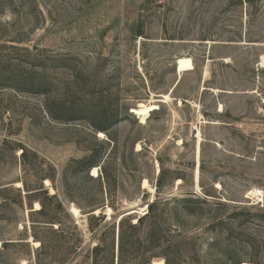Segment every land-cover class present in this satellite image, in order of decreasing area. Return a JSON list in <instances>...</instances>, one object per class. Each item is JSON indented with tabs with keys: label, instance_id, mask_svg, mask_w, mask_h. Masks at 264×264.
I'll return each mask as SVG.
<instances>
[{
	"label": "rangeland",
	"instance_id": "obj_1",
	"mask_svg": "<svg viewBox=\"0 0 264 264\" xmlns=\"http://www.w3.org/2000/svg\"><path fill=\"white\" fill-rule=\"evenodd\" d=\"M157 199L200 264H264V0H0V264H117Z\"/></svg>",
	"mask_w": 264,
	"mask_h": 264
},
{
	"label": "trees",
	"instance_id": "obj_2",
	"mask_svg": "<svg viewBox=\"0 0 264 264\" xmlns=\"http://www.w3.org/2000/svg\"><path fill=\"white\" fill-rule=\"evenodd\" d=\"M141 36V35H140ZM98 132H105L104 128L99 127ZM89 166L94 167L96 163L92 159L88 160ZM163 171H160L158 180L156 183V188L161 187V177ZM104 175V173H103ZM105 177V175H104ZM160 199L155 200L151 205L147 206V213L136 220L135 223H131L125 220L124 217L117 222V232H118V262L117 264H123V256L125 255V246H127L128 237H126V230H130L132 234L141 233V237L138 241L131 240L132 244H138L141 247V256L139 264H148L151 259H161L164 264H200V258L193 246V236L191 234H185L182 231L168 236L167 232L162 229L164 222L166 221L164 217L163 210L158 214V202ZM200 201L194 198L193 194H188L187 197L182 199L174 200L175 217H191L197 214V209H195V203ZM203 201V200H202ZM167 204V203H165ZM95 219L94 217H91ZM147 221L150 225L145 228L143 223ZM133 237V236H132ZM131 237V238H132ZM101 246L96 245L92 249V260L93 264H99L97 258L101 251ZM227 250L224 251V259H229L227 255ZM238 264V263H234Z\"/></svg>",
	"mask_w": 264,
	"mask_h": 264
},
{
	"label": "bare ground",
	"instance_id": "obj_3",
	"mask_svg": "<svg viewBox=\"0 0 264 264\" xmlns=\"http://www.w3.org/2000/svg\"><path fill=\"white\" fill-rule=\"evenodd\" d=\"M175 65H176V73H177V75L178 76H180L182 73H184V72H188V71H191V70H193L194 69V66H193V62H192V60L190 59V58H188V57H182V58H178L177 60H176V62H175ZM169 99V96L166 94V95H164V96H162V100H161V103H165L167 100ZM156 109V107L155 106H153V104H149L148 106H146V105H143V104H140L139 106H138V108H137V110H135L134 111V115L140 120V123L141 124H144L146 121H147V119H148V117H149V115L154 111ZM100 136H102V134L100 133ZM198 138V140H197V157L199 156V146H200V139H199V135L197 136ZM97 174H98V170L95 168L93 171H92V176L93 177H96L97 176ZM198 169L196 170V172H195V186L197 187V183H198V180H199V177H198ZM178 183H179V181H178ZM46 185L48 186L49 185V183L48 182H46ZM16 186L17 187H20L21 185L18 183V184H16ZM142 189L143 190H149V185H148V182L146 181V180H144L143 182H142ZM149 192L151 193V190H149ZM258 192L259 191H253V192H251L249 195L250 196H254V195H256V194H258ZM34 208H35V211H38L39 210V208H40V206L38 205V204H36L35 203V205H34ZM144 210H143V208H140L139 209V212H143ZM70 214H71V216H73L74 218H77V217H79V212H78V210L75 208V207H71L70 208V212H69ZM132 213H134V211H131L129 214H126V216L127 215H131ZM95 214H98V211H96L95 212ZM110 214H111V211H110V209H107V211H106V215L107 216H110ZM125 216V215H124ZM33 245L35 246V247H38L39 246V244L37 243V242H35V243H33ZM152 264H164V261L163 260H156V261H154ZM242 264H248V263H242Z\"/></svg>",
	"mask_w": 264,
	"mask_h": 264
},
{
	"label": "water",
	"instance_id": "obj_4",
	"mask_svg": "<svg viewBox=\"0 0 264 264\" xmlns=\"http://www.w3.org/2000/svg\"><path fill=\"white\" fill-rule=\"evenodd\" d=\"M158 173H159V172H158ZM141 197H142V199H146V198H147L146 193H143ZM127 213H128V212H127ZM127 213H125V214H127ZM125 214H123L122 217L119 218V220H120L121 218H123V217H126V216H124ZM127 216H130V215H127Z\"/></svg>",
	"mask_w": 264,
	"mask_h": 264
}]
</instances>
